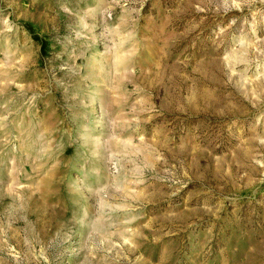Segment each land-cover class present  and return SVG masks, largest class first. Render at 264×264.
<instances>
[{
  "label": "rangeland",
  "instance_id": "obj_1",
  "mask_svg": "<svg viewBox=\"0 0 264 264\" xmlns=\"http://www.w3.org/2000/svg\"><path fill=\"white\" fill-rule=\"evenodd\" d=\"M0 264H264V0H0Z\"/></svg>",
  "mask_w": 264,
  "mask_h": 264
}]
</instances>
